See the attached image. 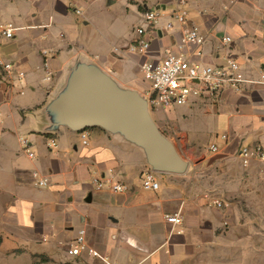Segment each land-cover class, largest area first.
I'll return each mask as SVG.
<instances>
[{
    "label": "crops",
    "instance_id": "obj_1",
    "mask_svg": "<svg viewBox=\"0 0 264 264\" xmlns=\"http://www.w3.org/2000/svg\"><path fill=\"white\" fill-rule=\"evenodd\" d=\"M145 8L160 11L163 31L143 57L129 49ZM174 10L172 0H0V24L17 23L0 53L26 72L22 93L0 83V264H101L86 253L68 254L80 231L88 246L116 264H264V161L245 167L239 154L246 143L264 147V84L241 95L224 92L213 110L196 100L191 115L179 119L184 132L163 116L167 137L157 128L183 160L204 150L194 128H218L216 135L227 141L211 143L207 153L221 155L213 166L228 165L231 173L193 175L185 161L184 175L159 173L157 191L142 188L150 166L145 151L121 132L85 126V113L72 103L94 73L120 92L142 96L148 89L142 64L175 49L182 30L192 27L206 37V63L229 55L248 78L260 80L264 0H188L185 26L173 21ZM169 22L175 26L166 31ZM225 37L232 42L223 45ZM51 139L56 147H49ZM213 145L218 152L210 151ZM199 159L195 166L203 167L207 161ZM34 173L49 185L39 187ZM95 179H111L127 191L97 189ZM178 211L180 225L164 219Z\"/></svg>",
    "mask_w": 264,
    "mask_h": 264
},
{
    "label": "built area",
    "instance_id": "obj_2",
    "mask_svg": "<svg viewBox=\"0 0 264 264\" xmlns=\"http://www.w3.org/2000/svg\"><path fill=\"white\" fill-rule=\"evenodd\" d=\"M175 10L172 13L173 21L181 26H185L188 20L187 5L188 0H172ZM76 13L81 12L76 10ZM161 16L159 10L145 8L142 17L144 26L136 29V39L130 46L129 51L143 57L149 56L152 42L158 33H162L160 27ZM174 22H169L164 29L170 31L174 29ZM17 28L11 23L0 24V46L4 42L11 41L15 37ZM206 42V37L196 27L184 28L180 38L175 44V49L167 47L164 49V56L161 58L148 59L141 66V74L148 89L143 93L142 98L147 103L149 109L166 110L174 106H186L196 100L219 101L226 91L235 94H244L250 85L264 84V71L260 80L248 78L237 59L229 55L218 57L217 63H206L204 61L205 52L202 47ZM223 45L230 44L232 39L225 37L222 39ZM47 55V52H44ZM45 80L51 82L53 72L49 68L48 61L44 63ZM26 72L18 64L5 60L0 53V83L12 88L15 83L23 85ZM20 89V88H17ZM22 93V90H19ZM88 133L82 132L81 138L84 146L88 145ZM222 141H227V136H221ZM24 151L30 158H35L31 152L29 142L23 140ZM57 146V140L51 139L49 147ZM213 153L218 152V147H210ZM240 158L243 166L247 167L252 160L264 161V147L261 145H246L241 148ZM159 173L151 166L146 168L141 175L142 188L146 191H157L160 187ZM39 187H47L49 180L43 178L38 180V174L34 173ZM104 179V178H103ZM95 179L97 189L108 187L113 193H123L127 187L121 183H115L111 179ZM217 208H222L219 201L214 202ZM164 219L172 225H180L183 222L181 211L174 214H167ZM86 253L88 256L98 260L101 264H116L109 257L102 255L96 249L86 243L85 231H80L75 243L71 246L68 254L78 257Z\"/></svg>",
    "mask_w": 264,
    "mask_h": 264
},
{
    "label": "water",
    "instance_id": "obj_3",
    "mask_svg": "<svg viewBox=\"0 0 264 264\" xmlns=\"http://www.w3.org/2000/svg\"><path fill=\"white\" fill-rule=\"evenodd\" d=\"M72 103L85 113V126L99 127L110 133L121 132L142 148L149 165L157 173H187V162L160 133L142 96L135 92H120L109 78L94 73L74 95Z\"/></svg>",
    "mask_w": 264,
    "mask_h": 264
},
{
    "label": "rangeland",
    "instance_id": "obj_4",
    "mask_svg": "<svg viewBox=\"0 0 264 264\" xmlns=\"http://www.w3.org/2000/svg\"><path fill=\"white\" fill-rule=\"evenodd\" d=\"M4 23H11V24H13L14 27H17V23H15L14 20H4ZM144 25H145V22L143 20V22L141 23V26H144ZM138 27H140V26L135 27V31ZM17 88H19V84L15 83V87L13 89L16 90ZM202 102H203V107L205 106V108H208L209 110H213V108L217 105L216 103H218L219 101L203 100ZM190 105L191 104L186 105V106H174V107L166 109L165 112L162 111L161 113L159 111H156L155 109H149V115H150L152 121L155 123V125L159 127L161 132L164 131V129H163L164 128V122L168 121L166 119V117H163V116H168V118L170 120L169 122H171V125H170L171 128L179 127L181 129V131L184 132L187 130L183 125H180L179 119L182 115H185V114L191 115L190 110H192V109H191ZM209 121H211V120H209ZM206 124H208V120H206ZM213 125H214V123H213ZM208 126H205V128H204V124H200V126L193 129L194 132L192 135L196 137V134H197L199 146L202 147L204 150L201 151V154L189 156L187 158V160H184V161L189 162L190 173L193 175H196V174H198V175H216V174L228 175L229 173H231L230 172L231 168L228 165L220 166V165H218V163H215L216 166H213L215 160L220 159L221 155H212L210 153H207L208 146L211 143L212 144L216 143L218 145L220 143L219 140L221 139V136H223L220 134L216 135L219 131L218 128H216V127L209 128ZM163 133H165L164 134L165 136L168 135L167 131H164ZM245 145H249V144L246 143ZM199 158H205L207 161V163L203 167L202 166H199V167L195 166V164L198 162V160H200ZM207 185H210V184L207 183Z\"/></svg>",
    "mask_w": 264,
    "mask_h": 264
}]
</instances>
